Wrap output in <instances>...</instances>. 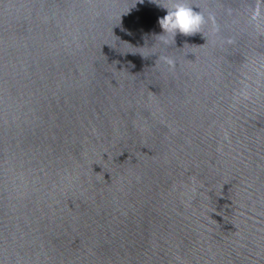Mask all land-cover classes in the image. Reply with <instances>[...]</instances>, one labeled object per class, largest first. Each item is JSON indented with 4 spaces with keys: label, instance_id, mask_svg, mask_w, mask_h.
<instances>
[{
    "label": "water",
    "instance_id": "obj_1",
    "mask_svg": "<svg viewBox=\"0 0 264 264\" xmlns=\"http://www.w3.org/2000/svg\"><path fill=\"white\" fill-rule=\"evenodd\" d=\"M185 2L0 0V264H264V0Z\"/></svg>",
    "mask_w": 264,
    "mask_h": 264
},
{
    "label": "clouds",
    "instance_id": "obj_2",
    "mask_svg": "<svg viewBox=\"0 0 264 264\" xmlns=\"http://www.w3.org/2000/svg\"><path fill=\"white\" fill-rule=\"evenodd\" d=\"M154 3L163 10H166V15L158 19V25L162 30L156 37H161L160 43L164 46L169 44L168 37H171L175 44V37L180 34L191 36L195 33H200L202 26L205 23L204 15L199 11L193 10L185 0H175L171 7L161 6L159 0H154ZM264 14L260 5H257L252 13V20H258ZM159 60L168 65L170 68L174 66V61L167 56H160Z\"/></svg>",
    "mask_w": 264,
    "mask_h": 264
}]
</instances>
